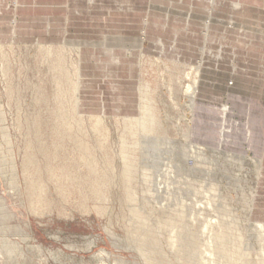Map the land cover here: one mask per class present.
Segmentation results:
<instances>
[{
	"label": "rangeland",
	"instance_id": "1",
	"mask_svg": "<svg viewBox=\"0 0 264 264\" xmlns=\"http://www.w3.org/2000/svg\"><path fill=\"white\" fill-rule=\"evenodd\" d=\"M5 1L8 7H16V0ZM123 2L131 3L130 1ZM125 4L119 5L122 8ZM123 9L130 14H138L144 24V29L133 35V39L130 38L127 43H121L122 46L119 47L115 46V42H113V47H110L112 43L105 36L96 35L94 43L97 50H122L127 59L133 61L132 67L123 72L128 75L127 78L134 81H122L123 85L120 90L112 89V95L109 94L107 101L103 103H100L99 100L95 101L93 98L94 96L99 99L104 98L103 91L82 92L83 97L81 95L79 99L78 116L104 118L110 133L107 144L109 148L106 153L117 152L119 132L116 129L115 120L129 117L138 118L141 82H148L152 87L157 85L160 94L158 93L155 99L159 105L165 129H169V138L174 139L175 158L178 159L177 155L180 156L181 148L185 143L183 133L185 129H188L193 138L191 143L199 145L211 160H217L213 163L216 170L213 177L220 183L222 198L226 199V205L229 203L228 207L241 220L240 231L246 235L245 239L251 244V246L249 245V251L252 249L249 252L251 254L249 258L256 261L260 257L262 248H260L254 233H256V227L264 225V0H146V5L138 7L136 10ZM116 10L121 11L120 9ZM15 24V18L12 17L9 22L11 31L14 30ZM226 27H229V30H226ZM204 33H209L207 44L203 42L206 39ZM38 42L51 44L55 47L65 44L68 48L78 49L77 45L67 44L57 37L15 39L10 36L0 38V47L10 53L11 63L8 77L2 75L0 68V80L2 81H0V114L3 116V122H0V158L7 160L2 166L3 171L0 174V197L4 201L7 211L13 215L11 220L5 222V225L11 228L19 226L30 237L28 242L23 243L13 230L8 232V238L12 242L16 241L15 243L18 245L21 244L23 257H18V261H10L4 254L0 259V264H16L17 262V264H22L21 262L23 264H57V262L58 264H102L98 258V254L102 251L109 253V259L104 264H113L114 260L119 259L120 261L124 259L123 261L128 264H144L139 252L132 248V245L136 244H133L132 229L128 227L127 223L130 207L126 202L125 190L121 186L122 165L117 159L114 160L115 163L113 162L115 168L112 172L117 173L116 178L109 172L108 185L105 183L108 188L98 192L99 194L108 192L109 196H112L111 198L108 196V200H102L103 202L93 197V194L97 193L92 191L94 184L100 183L95 182L94 176L90 177L87 167H84V164H78V166L70 164L69 159L73 157V154L77 155L78 152L73 150L75 144L68 138L60 141L64 151L59 153V158L56 161L54 159L49 161V167H53L54 170L52 169L53 171L50 172L45 168V155L40 151V147L43 146L44 150L46 148V155L52 157L53 147L56 143L52 112L56 103L52 75L46 67L41 66L38 60ZM110 54L107 55L110 56ZM143 56L145 59L154 61L158 67L160 66L161 81H155L157 75L154 74V71L142 65ZM159 59L163 62L173 59V61H177L176 63L180 62L192 69L198 66L201 61V77L196 87V104L193 110H190L188 98L184 94V89L189 81L182 82L181 87L184 89L182 88L177 107L173 108L171 99L165 90V85L170 81L163 74L164 66L160 65ZM84 72L87 74L89 71L84 70L81 62L82 78L85 77ZM81 82L80 94L83 86ZM105 88H110V86H103L104 90ZM108 92H110L109 89ZM211 97L218 99V101H213L218 107V109H214L215 111L209 110L210 108L206 105L207 99L212 100ZM204 105H206L205 108ZM206 108L207 112L205 113ZM223 109H226L225 114L222 113ZM201 114L206 117H201ZM215 117L220 118L216 120ZM246 127H248V132L251 131L248 135L241 132ZM3 129L8 133L9 145L3 138ZM75 131L82 136V142L90 148L94 149L98 146L97 132L93 131L89 124L80 130L74 129ZM29 145L32 148L27 150ZM104 153L105 151L97 150L98 163L104 161ZM30 154L36 159L38 165L36 167L39 171H36L35 166L30 167L25 177L22 171L23 158ZM10 155H13L16 165L18 190H13L10 186L12 177L9 167ZM233 156L242 157V159L238 162L231 159ZM175 158L173 159L176 163ZM174 161L171 157L165 171L161 173V176L169 178L168 181L156 180V182L168 186L172 184L173 167L171 162ZM188 162L190 163V161ZM257 162L263 163L261 167L263 172L259 178L256 173ZM59 166L65 167L66 171L71 169L76 176L73 189L69 187L70 183L68 182L57 183ZM102 169H104L103 163L99 166L101 172L98 176L100 179H97L98 176L95 177L98 181L103 178ZM158 174L156 173V175ZM180 174L187 177L188 182L192 183V190H198L196 181L200 180L199 174L191 173L186 168ZM223 174L227 176L225 175V177ZM41 176L43 177L41 178ZM233 176H236L235 181ZM87 177H90L89 180ZM194 180L195 182H193ZM30 181L34 184L40 182L45 186V199L47 198L50 210L44 211L40 216L35 213L32 215L29 210L30 190H28V186L31 184ZM79 188L82 189V192ZM47 190L48 192H46ZM250 190H254V195L253 198L248 197L250 199L246 203L242 196L247 197ZM136 192L140 194L139 190ZM157 193L170 195L168 192L162 193V191ZM192 196L190 195V199ZM194 196H196L194 200L197 204L195 206L192 204V210H198L197 216L203 218L206 215L203 204L205 197L200 194ZM156 197H153L154 200L149 205L143 204L144 201L141 197L138 203L141 204L145 214L148 215L147 217L166 218L167 213L161 214V210H158L159 212L156 210L160 209L163 204V200L156 199ZM98 206L100 209L97 208ZM104 206H107L106 210H104ZM98 210L101 211L98 213ZM102 211L105 213L101 214ZM209 216L212 217L213 214L209 213ZM218 218L225 220L221 215ZM2 222L0 219V228L4 229V224L3 227L1 226ZM212 222H215V218ZM174 223L176 222L174 221ZM109 233L113 235L111 236ZM164 239L161 240L163 258L176 263L175 257L177 256L169 253ZM130 240L132 241L130 242ZM38 246L41 247V252L37 250ZM149 248L155 251L158 247L150 246ZM57 256L60 260L57 259ZM155 257L160 258L159 256Z\"/></svg>",
	"mask_w": 264,
	"mask_h": 264
},
{
	"label": "bare ground",
	"instance_id": "2",
	"mask_svg": "<svg viewBox=\"0 0 264 264\" xmlns=\"http://www.w3.org/2000/svg\"><path fill=\"white\" fill-rule=\"evenodd\" d=\"M89 2L92 3L91 0ZM208 22L210 24V21ZM226 28V30H229V27ZM240 32L242 33V31ZM204 34V37L206 39L203 42L207 43L209 40V33ZM37 44L39 45V63L41 64V66L46 67L48 72L51 73L52 81H54L55 85L54 100L56 106L52 112V116L54 118L53 122L55 123L54 130H56V134H54V137L56 138V143L53 147L54 149L51 155L52 157L50 158L48 155H46V148L44 150L43 146L40 147V151L45 155L44 165L46 170H49L50 172L54 170L53 167H49V161L52 159L56 161V159L59 158V153L64 151L62 150L64 147L60 141L62 139L68 138L75 144L73 145V150L78 152L77 155L73 154V157L69 159L70 164L76 166H78V164H84V167H87L88 169L86 170L88 171L90 177L94 176L93 179L96 180L95 182L100 183H96L97 185L94 184V190L91 189L92 191L97 192L93 194V197L97 198V200L99 201H107V198H111L112 196H109V193L107 191L106 192L108 194L102 192H100L102 194H99L98 192L100 190L104 191L108 188L107 185L110 178L108 174L109 172H113V168H115L113 166V162L115 159H117L122 165L121 171L119 170L120 180L122 182L121 186L125 190L126 202L130 207L127 223L128 227L132 229V234H130L132 235L133 244H136L135 246L132 245V248L136 249L139 252L144 264H264V225L256 227V233H254V236L257 237L261 246L260 248H262V250L260 253V257L256 261H252L251 258H249V256L251 255L249 254V252L252 250L251 249L249 251V247L251 246V244H249V242L245 239L246 235L240 231L241 220L236 216L234 211L228 207L229 203L228 205H226V199L222 198L220 183L213 177L216 171L213 163L217 160H211L210 157H208V155L203 152L199 145H194L193 143H191V140L193 138L191 132L188 131V129H185L183 133L185 143L181 148L182 150L180 149V156L177 155L178 159L175 158L174 154L176 153V151L175 147L173 146L174 139L172 140L169 138V129H165L164 121L160 116L159 105L157 104L155 99V96H157L160 92V89L156 87L157 85L152 87V85L148 82H141L139 89V117H129L123 118L122 120H115L116 129L119 132L118 151L113 153L111 152V154L106 153V150H108L109 148L107 144L110 133L106 126L107 123L104 118L97 116H90L86 118L78 116L77 114L80 99L79 88L80 81L82 79V57L80 56L79 52L80 47L78 48V50L75 48H68L65 44H59L58 47H55L51 44H43L41 42H38ZM13 45L15 44L13 43ZM9 54V52L7 53L5 52V50H3V47H0V68L1 73L4 77L9 76L8 71L11 67ZM158 61H160V65L164 66L163 74L166 75L168 77V80L170 81L167 85H165V90H167L173 108L177 107L179 96L180 94H182V82L189 81V84L185 87V89H183L184 94L189 101V108L190 110H193L196 104V87L198 86V82L200 81L201 77V61L194 69L188 68L187 65L181 64L179 61V63H176L177 61H173V59L171 60L172 62H163V60L161 61L160 59ZM142 65H144L145 68L148 67L149 69H152V71H154V74L157 75L155 81H161V75L159 72L160 66L158 67L154 61L145 58L142 60ZM154 67H156L155 70ZM225 112L226 109H223L222 113L225 114ZM0 122H3L2 114H0ZM86 124H89L93 131L97 132L96 136L99 137L97 143L98 146L94 149L90 148L89 146H87V144L82 142V136L79 135L77 131L74 132V129L80 130V128H83ZM35 125L38 126V124ZM2 135L7 145H9L8 133L7 131H5V129H3L2 131ZM37 136L40 137V135L38 134ZM111 144L113 145V143ZM41 145L43 144L41 143ZM31 148V145H29L27 150H30ZM115 149L116 148H114V151H116ZM97 150L105 151V155H103L105 159L103 162H101L104 165V169H102L103 178L101 179V181L97 180L100 179V176H98V174L101 172V170H99V166L101 165V163H98V158H96ZM171 157L172 161H174L173 158H175L177 162H171V165L173 167V180H171L172 184L168 186L167 184H160L156 182V180L168 181L169 178H167L166 176H161V173L165 171V167L169 164L168 160H170ZM9 158V167L12 175L10 179V186L11 189L15 190L18 188L16 184V165L13 155H10ZM231 159L239 162L242 157L233 156L231 157ZM5 161L7 160H4V158H0V174L3 171L2 166H4ZM188 161H190V163ZM181 165L183 166L181 167ZM262 165L263 163L261 162L256 163V173L258 175V178L261 177V174L263 172L261 170ZM33 166H35L36 171H39L38 167H36L38 166L36 159L32 154L24 157L22 163L23 176L26 177L30 167ZM184 168L188 169L191 173L200 175V180L196 181L198 184V190H192V183L188 182L187 177H184L180 174ZM57 172L59 174L56 179L58 181L57 183L65 181L70 183V188L75 186L74 182L76 180V176H74L71 169L66 171L65 167L59 166ZM156 173L159 174L156 175ZM114 175V177L116 178L117 173ZM97 176L99 178L96 179L95 177ZM42 177L43 176H41V178ZM114 177L113 179H115ZM89 178L87 177L88 180ZM233 179L235 181L236 176H233ZM33 181L35 183V180ZM86 181L83 182L87 183ZM193 182H195V180ZM30 183V185L28 183V190H30V194L29 198L27 197L29 199V210L32 212V215L35 213L40 216V214H42L44 211L47 212V210H50V207L46 201L47 198L45 199V186L40 184V182L37 183L38 185L34 184L31 181ZM105 183H107V185H105ZM111 185H113L112 182ZM57 186L59 187L60 185ZM109 188L111 189V187ZM136 190H139L141 195L136 192ZM80 191L82 192V189ZM158 191H162V193L168 192L171 196L158 194ZM46 192H48V190ZM58 192L57 194L60 193ZM195 194H200L205 197L203 204L204 212L206 213V215L203 218L197 216L196 212L198 210H192V204H194L193 206L197 204L194 200L196 198V196H194ZM190 195H193L191 199ZM253 195L254 190H250L249 195H247V197L242 196V198L244 201H246V203H248L247 201ZM154 196H157L156 199L163 200L161 208L156 210H161V214L167 213L168 215L166 216V218L158 216V218L152 219L150 217H147L148 215L145 214L144 210L141 207V204L139 205L138 200L140 197L142 201H144L142 202L143 204L149 205V203L154 200ZM63 199L65 200L66 198ZM99 207L100 206H98L97 208ZM104 207V210H106L107 206ZM99 211L101 210H98V213ZM49 212L51 213V211ZM102 213H105V211H102L101 214ZM209 213L213 214V216L210 217L211 215L209 216ZM220 215L224 217L225 220L219 219L218 216ZM12 218L13 215L7 211L3 199L0 197V219L4 222H2L1 226L3 227V224L5 226L4 229L0 228V259L5 254L6 258L10 261H16L18 257H23V248H21V244L18 245L17 243H15L16 241L12 242L8 238V232L13 230L16 236L19 237L20 241H22L23 243L28 242L30 240V237L19 226L11 228L5 225V222L11 220ZM174 218L176 219L174 220ZM214 218L215 222H212ZM169 221H171L170 224H167V222ZM174 221L176 223H174ZM110 235L112 236L113 234ZM163 239L166 240L165 244L168 248L169 253L177 256L175 257L176 263L163 258L164 254L163 250L161 249V240ZM131 241L132 240H130V242ZM150 246H157L158 248L157 250L152 251L149 248ZM37 250L39 252L42 251L41 247L39 246L37 247ZM98 255L99 261L102 264L106 263V261H108L109 259V253L105 251H102ZM155 256H159L160 258H156ZM24 258L26 259V257ZM53 258L55 257L53 256ZM58 260H60V258ZM123 260L124 259H122V261H120V259L114 260V262L112 263L128 264ZM21 263L23 264V262Z\"/></svg>",
	"mask_w": 264,
	"mask_h": 264
},
{
	"label": "crops",
	"instance_id": "3",
	"mask_svg": "<svg viewBox=\"0 0 264 264\" xmlns=\"http://www.w3.org/2000/svg\"><path fill=\"white\" fill-rule=\"evenodd\" d=\"M89 1L16 0V7L11 8L8 7L5 0H0V38L10 36L15 39L57 37L67 44L77 45L78 48L80 47L82 66L85 71L86 69L89 71L87 74L84 72L85 77L81 79L83 86L80 96L84 92L103 91L104 98L93 97L95 101L99 100L100 103H103L107 101L112 89L120 90L123 85L122 81H134L127 78L128 75L123 72L132 67L133 61L128 60L122 50H97L94 43L96 35L109 38L108 41L112 43L110 47H113V42L116 43L115 46L119 47L122 46L121 43H127L130 38L133 39V35L144 29V24L138 14L127 13L123 8L136 10L138 7L146 5V0H121L119 2L116 0H91L92 3ZM123 1L131 3L127 2L129 6H126L127 4ZM102 4L104 5L102 6ZM119 4H125V6L121 8ZM116 9H120L122 12ZM12 17L15 18L16 26L11 31L9 22ZM110 52L112 53L110 54ZM107 54L116 56L110 58ZM103 86H110V88L104 90ZM211 98L212 100L207 99L206 101L209 110L218 109L217 105L213 103L218 99ZM82 105L84 104L82 103ZM216 115L218 114L216 113ZM200 116L206 117L202 114ZM247 129L248 127L241 132L250 134L251 131L248 132Z\"/></svg>",
	"mask_w": 264,
	"mask_h": 264
}]
</instances>
